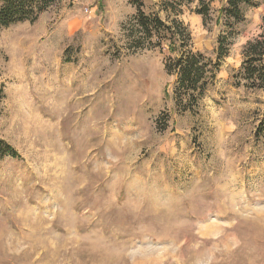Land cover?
Instances as JSON below:
<instances>
[{"label": "rangeland", "instance_id": "1", "mask_svg": "<svg viewBox=\"0 0 264 264\" xmlns=\"http://www.w3.org/2000/svg\"><path fill=\"white\" fill-rule=\"evenodd\" d=\"M134 1L57 0L0 27V140L16 151L0 161V264H264V89L239 74L264 0L232 37L227 0L181 7L215 75L187 111L168 48L127 49Z\"/></svg>", "mask_w": 264, "mask_h": 264}, {"label": "trees", "instance_id": "2", "mask_svg": "<svg viewBox=\"0 0 264 264\" xmlns=\"http://www.w3.org/2000/svg\"><path fill=\"white\" fill-rule=\"evenodd\" d=\"M57 0H0V27L9 28L21 23H35L39 17L52 7ZM213 0H211L212 2ZM191 0H164L159 11L146 13L145 5L140 0L133 3L137 8L136 14L124 26L128 39V50H160L166 47L170 57L166 61L169 75L177 77L176 102L179 107L185 103L193 108L205 95L209 81L214 78L212 61L195 51L190 43V36L184 25L176 19L182 14V8ZM202 1L196 14L207 20L210 16V4ZM255 0H227L219 10L217 26L225 33L234 36L235 26L244 21V9L257 7ZM160 12L167 15L164 20ZM264 34V33H263ZM229 37L220 36L218 39V61L225 56L229 46ZM216 66V65H215ZM219 66V65H218ZM239 74L247 86L264 89V35L249 41L243 52V62ZM2 92L0 91V98ZM16 151L5 141L0 140V161L7 156H15Z\"/></svg>", "mask_w": 264, "mask_h": 264}]
</instances>
